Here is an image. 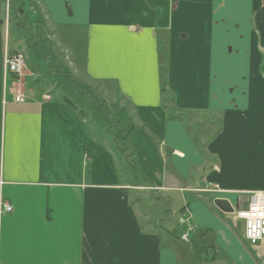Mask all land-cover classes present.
<instances>
[{"label": "crops", "instance_id": "0c3cea01", "mask_svg": "<svg viewBox=\"0 0 264 264\" xmlns=\"http://www.w3.org/2000/svg\"><path fill=\"white\" fill-rule=\"evenodd\" d=\"M28 3L42 22L27 25L60 45L62 27L81 30L84 47L70 66L28 54L7 75L6 56L33 42L6 45L0 13V203L14 208L0 211V264H182L177 235L140 210L147 193L182 201L215 262L264 264L250 250L264 244L214 203L264 191V0H14L15 22ZM193 112L205 125L219 113L218 131Z\"/></svg>", "mask_w": 264, "mask_h": 264}, {"label": "rangeland", "instance_id": "374dc122", "mask_svg": "<svg viewBox=\"0 0 264 264\" xmlns=\"http://www.w3.org/2000/svg\"><path fill=\"white\" fill-rule=\"evenodd\" d=\"M14 0H0V13H2L3 16H5V18L8 20V18L11 16V21H10V32L7 35V39H6V45H9V47H14L16 40L18 39L19 36L24 35L25 33L28 34V38L31 39V45H33V48L31 50H26L27 52H25V50H23V52H21L22 50L19 49L17 50L19 53V51L21 52V54L24 57V60L26 61L27 55L28 54H39V59L42 55L44 54H50L51 57L52 56H56L57 58H62V60L64 61V64L67 63L70 66V63L73 61V54H72V48L74 49V52L77 54V52H79L81 49H83L84 47V33L81 30L78 29H74L73 27H62V29L66 32H68V35L65 37L63 36L64 40H66L62 45H60L58 42H53L54 39L53 38H47L45 34H41V25L39 27H37L35 29V27L31 26V22H29L26 20V18L30 19V20H35L37 18L38 21L42 22L41 17L39 14H36L35 11H33V9L30 7V4H26V13L24 16V19H22V21H14V12L13 10L11 11V13H9V5L10 2H12ZM20 23V26H17V24ZM38 31L39 34H36V32ZM36 43V44H35ZM37 45V46H35ZM163 45V62L164 64H166L168 62V51H167V44H162ZM22 47V46H21ZM29 61H31V64L36 65L37 62H35L34 58H28ZM63 64V65H64ZM59 63H55V67L59 66ZM61 69V68H59ZM72 70V68H71ZM48 75V73H46ZM23 80V79H22ZM18 81V85L20 86V88H23V81ZM14 81V80H13ZM16 81V80H15ZM14 81V82H15ZM57 83V81L55 82ZM35 84L34 79L32 78V76H30L29 78L26 79V85H28L27 87H31V85ZM36 85V84H35ZM231 87V86H229ZM18 88V89H20ZM19 92V91H18ZM96 108L98 109V114L101 113L104 115V117H107L108 115V110L105 111L102 108L98 107L96 105ZM113 112H116V109L113 108L111 109ZM110 113V111H109ZM216 114L214 115L215 117V121L212 124H200L201 123V115L199 113H191L190 118H192L193 122L198 121V130L200 131V129L203 127L204 131L206 132L207 128L209 130V126L211 128L214 127L212 130L214 132L218 131L217 129L215 130V127L220 126L219 122V113L215 112ZM205 114H213V112L207 113L205 112ZM206 116V115H205ZM212 116V115H211ZM210 117V116H209ZM119 118L121 119V117L119 116ZM209 119V118H208ZM109 121V119H107ZM106 121V120H105ZM111 124V123H110ZM109 124V125H110ZM114 125H111V128L118 130L119 129V125L117 127V122L113 123ZM204 125V126H203ZM208 125V126H207ZM201 127V128H200ZM193 132H195L196 130V125L193 126ZM201 132V131H200ZM211 132V131H210ZM124 141L123 140H119V145L121 148H123V144ZM135 174L134 172L131 173V175ZM130 177V176H129ZM134 177V176H133ZM130 177V178H133ZM143 179V177L141 178ZM145 180V178H144ZM147 183V180L144 181V183ZM210 191L213 192H217L219 190H221L220 186L218 184H213L210 183L209 187L207 188ZM250 192L249 196H247V200H245L244 198H238L240 199L237 203L238 207L235 208L233 212H225L223 210H221L216 204V206L223 212L228 213L230 218L229 220H226V222L231 226V227H235L236 230L240 231L239 237L241 240H243L244 243H248L250 245V243L245 240V236L242 234V226L244 220L239 219L236 217V211L240 208H242L243 206H245L248 203V200L251 196ZM152 194V193H151ZM151 194H143L141 195V204L143 205V208L140 206V210L141 211H148L150 214V217L152 218V220L155 219H161V224L163 225L164 228H166V231H171L173 232V234H176L177 239H172L174 245L177 247L178 252L180 254V258L182 261V264H200L205 262V264H221L220 262H215L213 260L212 256V252L208 251L205 252V254L201 253L202 250V243H204L206 241V237L201 236L202 232L201 231H192L194 230V226L191 223V218L189 216L188 210L184 209V210H180V207L182 205V201L181 200H175L174 203L172 200H170L169 198H162V203H159L158 201L155 203L152 200V195ZM159 197V196H158ZM215 203V202H214ZM231 204V203H230ZM140 205V204H139ZM233 207V206H232ZM179 217H183V219L185 221H183L184 223L181 224L179 221ZM243 222H242V221ZM160 221V220H159ZM159 223V222H158ZM239 224V225H238ZM245 224V222H244ZM189 231L186 230V227ZM184 226V230L183 231H187L186 233L188 234V240H184L181 236H180V231H181V227ZM185 233V234H186ZM181 237L182 240H180L179 238ZM208 239V238H207ZM247 244V246H248ZM251 246V253L253 254V259H255V261H257L258 263H261L264 260V257L262 254L257 253L256 248H254L255 246ZM249 247V246H248ZM253 247V248H252ZM205 259H207L205 261Z\"/></svg>", "mask_w": 264, "mask_h": 264}, {"label": "built area", "instance_id": "2783aa9c", "mask_svg": "<svg viewBox=\"0 0 264 264\" xmlns=\"http://www.w3.org/2000/svg\"><path fill=\"white\" fill-rule=\"evenodd\" d=\"M25 66V60L21 53H13L5 58L6 74L20 75ZM23 96H18L17 101H23ZM12 204L8 202L0 203L1 212H12ZM236 217L245 222V237L251 244L262 242L264 244V191H255L251 193L248 203L236 211ZM180 223L185 221L183 217L179 219ZM188 240V234L182 236Z\"/></svg>", "mask_w": 264, "mask_h": 264}, {"label": "water", "instance_id": "95a60500", "mask_svg": "<svg viewBox=\"0 0 264 264\" xmlns=\"http://www.w3.org/2000/svg\"><path fill=\"white\" fill-rule=\"evenodd\" d=\"M15 78H18V76H15ZM215 204L223 211L225 212H233L234 208L230 204V202L226 199H216Z\"/></svg>", "mask_w": 264, "mask_h": 264}]
</instances>
